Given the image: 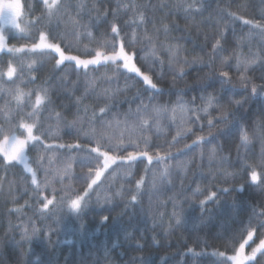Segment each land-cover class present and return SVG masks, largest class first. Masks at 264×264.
I'll return each instance as SVG.
<instances>
[{"label":"trees","instance_id":"trees-1","mask_svg":"<svg viewBox=\"0 0 264 264\" xmlns=\"http://www.w3.org/2000/svg\"><path fill=\"white\" fill-rule=\"evenodd\" d=\"M71 2L74 4L77 0ZM91 2L93 0H89V3ZM138 2L151 5L168 4L169 7L163 11L157 7L155 11L148 12L152 18V22L146 25L149 33L155 34L153 23L156 28H161V25L165 24L169 28L167 40L180 45L182 60L184 58L190 62L194 59L203 60V63L184 65L186 75L182 79H176L173 87V74L180 65L170 66L167 55H162L164 60L162 68L157 61L151 73L161 90L159 93L148 89L135 74L120 70L114 75L112 65L95 68L90 66L88 70H84L76 69L74 62L66 61L56 68L55 61L58 56L50 50L0 53V71H6L9 61L18 70L12 81L6 76L0 80V88L4 89L0 92V108L8 105L7 110H10L12 122L15 124L20 117H25V113L31 108L27 102L28 98L25 97L23 108L18 110L8 90L14 93L19 86L25 92L31 91L34 101L35 91L48 88L51 103L41 112L43 123L40 131L44 132L42 140L53 145L47 151L42 144L38 149H29L30 160L37 169V179L41 185L38 191L34 190L30 174L24 171L22 164L13 162L5 168L3 158L0 156V178H3L0 187V264H220L224 258L213 253L224 252L226 256L232 255L231 238L248 224L250 218L252 226L257 227L254 242H249L251 247H255L264 235V229L258 227L259 223L264 222V216L258 215L264 209V185L252 184L249 177L251 170L249 166H254L258 172H264L262 155L264 142L260 138H254L251 144L238 148L240 129H247L251 136L254 124L264 120V116H261L264 96H251L252 84L262 83L259 79L261 70L257 66L255 71L247 73L251 82L246 90L239 82L235 59L237 54L248 57L250 52L264 55V35L229 15L234 13L244 19L264 24V0H138ZM180 3L185 5L194 3L195 8H199L200 11L177 10L175 5ZM23 5L24 15L19 20L27 33L19 30H16V33L9 31L10 46L30 47L38 41L39 32L44 31L49 34L51 40L56 37L53 42H59L66 54L86 59L94 54L92 49L98 47L105 38L106 25L103 23L91 28L92 37L81 34L79 38L70 34V25L64 22L57 24L53 20L49 24L45 19L34 26L29 25L30 19L41 15L42 4L40 0H24ZM99 6L101 9L114 7L115 3L113 0L110 5ZM126 19L127 16H122L121 23ZM125 31L130 32L131 27L125 28ZM222 31L224 39L221 43L224 50L218 51L215 58L209 62L211 46L215 39L220 38L219 34ZM58 34H64L65 38L61 40ZM159 36L160 40H165L163 30ZM147 46L145 42L136 48L137 63L142 71H147L149 66L139 59L149 53ZM224 58H229L227 65L221 64ZM148 60L151 63L153 58L149 56ZM32 61H35V64L30 69L28 65ZM221 70L229 71L232 83L221 85L218 79ZM106 74L114 77L111 82L103 79ZM32 77H35V80H32ZM203 77H208L212 86L205 92L193 91L191 86ZM88 80H96V87L89 89L88 95L83 98L80 105H77L76 98L83 96ZM73 82H77L75 88ZM126 85V92H121L114 99L107 101L113 107L105 117L106 120L113 117L123 120L129 109L134 112L141 101L145 104L170 107L178 99L188 102L193 96H197L196 104L200 105V95L214 94L218 103L209 109V116L201 113L198 122L186 125L192 130L182 133L176 142H173V137L179 130V116L175 122L167 115L163 116L159 121V130L150 121L153 126L142 134H134L132 139L137 140V137L142 135L148 143L145 145L143 140H139V150H146L153 156L157 152L162 155L171 153L172 158L163 163L153 160L151 165L146 159H141L130 169L123 165L113 166L115 171L110 169L99 186H94L88 198L87 208L79 215L69 213L66 205L61 203V198L67 199L68 196L74 198L75 195L81 194L86 187L85 178L89 167L94 169L96 165V161L88 158L87 153V149L96 146L95 143L84 142L85 135L81 132L80 124L72 125L70 122L76 116L78 107L81 108L82 115L83 106H89L91 114L93 108H98L106 102L103 97L97 99V94L102 88L124 89ZM245 97H248L247 102L238 112L237 120L227 128L214 119L224 109L235 110L229 101L234 102ZM56 112L61 113L63 117L59 125L55 117ZM209 118H213L212 127L208 125ZM25 119L27 120L26 117ZM134 119L129 117L130 121ZM0 123L4 124L5 128L10 127L2 116ZM94 126L99 129L98 122ZM83 128L85 132L88 131L89 124ZM219 129H225L228 135L220 136ZM121 130L113 129L109 135L118 136ZM127 135L125 133L126 151L120 152V155L137 151L129 144ZM198 136L205 137L203 144L193 145L191 149L184 147L186 144H192ZM115 142L114 140L113 143ZM77 143L81 148L67 147ZM58 144L65 147L60 148ZM214 147L217 148L219 155L226 159H217L209 163L208 152ZM41 154L57 155L58 159L54 158L53 167L58 169V166H61L58 170H62L70 163L71 169L67 178L65 176L61 181L58 175L53 178L51 172L46 177L44 169L35 163ZM94 156L93 153L92 157ZM44 163L47 165V160ZM166 165L170 169L168 180L152 188L150 183L152 174L158 175ZM146 167L149 171L138 202L130 204V195L135 191L136 181L145 175ZM46 181L49 182L48 187H44ZM241 187L243 191L239 190ZM197 188L199 192L196 191ZM224 188L229 191L224 192ZM210 191L216 192V198L202 207L200 201L205 199ZM43 196L50 199L55 196L56 199L55 205L50 206V210L42 214L40 208ZM17 208L20 209L19 212L14 211ZM174 211L182 220L179 225L172 215ZM103 216L109 217L107 223H101ZM19 225H27L29 233L35 226L39 232L30 241L22 240ZM251 247L246 246L245 251L250 252Z\"/></svg>","mask_w":264,"mask_h":264},{"label":"snow or ice","instance_id":"snow-or-ice-1","mask_svg":"<svg viewBox=\"0 0 264 264\" xmlns=\"http://www.w3.org/2000/svg\"><path fill=\"white\" fill-rule=\"evenodd\" d=\"M113 0H93L89 3V0H77L76 3H72L71 0H40L42 4L41 15L35 16L29 20V25L39 24L42 20H47L49 24L55 20L57 24L64 22L70 25V34L79 38L81 34H86L88 37H92L93 33L91 28L97 24L103 23L106 25L105 38L99 43L98 47L92 49V54L90 58H81L80 56L68 55L65 50L61 47L59 42H53L49 40V34L40 31L39 40L33 43L30 47L27 45H21L19 47L15 45L9 46L7 44L6 38L3 35L4 26H11L12 28L18 29L21 32L26 31L25 27H21L18 20L24 15V5L21 0H0V51H7L11 54L28 52H37L38 50L43 52L44 50H50L57 54L58 58L55 61V67L59 68L65 62H74L76 69L83 68L88 70L90 66L93 68L97 66L112 65L115 72L119 73L120 70H124L125 73L135 74L139 77L144 85H147L148 89L155 90L159 93L161 90L158 88V84L154 81L153 75V65L158 61L163 66L164 60L162 55H167L169 60V65L179 64L180 67L173 74V87L175 86L176 79H182L185 75L184 65H190L195 63H203L202 59H194L193 61H188L186 58L181 59V47L178 43H172L167 40V34L169 28L167 25L162 24L161 28H156L155 23H153V28L155 34H150L146 25L152 22V18L148 15L150 10L155 11L157 7L159 10L163 11L164 8L169 7L168 4L161 3L159 5H151L150 3H140L138 0H114V7H104L101 9L100 4L110 5ZM177 10L183 9L185 12L196 11L199 12V8H195V4H177L175 5ZM234 19H239L245 25H250L253 29L259 30L261 35H264V24L251 20L244 19L243 17L236 16L234 13H229ZM122 16H127L128 19L123 20L121 23ZM110 17V18H109ZM131 27L130 32H126L125 28ZM163 30L165 35V40H160L159 33ZM59 38L63 40L65 38L64 34H58ZM220 38L215 39L211 48L212 51L209 54V62H211L218 51H223V45L221 40L224 39V32H220ZM147 42L149 47V53L145 56L139 57L141 61L148 64L147 71H142L141 67L137 63V45H142ZM226 42V41H225ZM151 56L153 60L149 63L148 57ZM236 70L239 73V82L243 88L247 90L248 84L251 82L247 73L249 71H255L256 67L259 66L261 74L259 79L262 81L260 85L252 84L251 86V96L256 97L257 95L264 96V55L260 53H251L248 57L242 55H236ZM229 58H224L221 60L222 65H227ZM35 61H32L28 67L31 69ZM22 68V66H21ZM17 67L9 61L6 71H0V80L5 76L9 81H12L15 76H17ZM113 76H108L107 74L103 77L104 80L111 82ZM218 79L221 85L232 83V77L229 71L221 70L218 73ZM35 80V77H32ZM77 82H73V88L76 87ZM96 80H88L86 82L85 91L83 96L76 98V104L80 105L81 101L85 96L88 95L89 89H94L96 87ZM212 84L209 82L208 77L199 78L198 82L191 86L193 91L205 92ZM147 90V89H146ZM4 89L0 88V92ZM9 94L12 95V99L16 103V108L18 110L22 109L25 104V97H27L28 105L31 110L25 113L27 120L32 122H27L25 117H20L15 124L12 122V117L8 105L5 104L3 108H0V116L3 120L10 125V127L5 128L4 124L0 123V156H2L3 166L7 168L12 165L13 162L17 164H22L24 166V171L30 174L31 184L34 190L38 191L41 188L40 183L37 179V169H34L29 164V157L27 155L29 146L35 147L36 144H42L45 151L51 149L53 145L44 144L42 136L44 132L40 131V120L42 110L51 103V97L48 88H42L35 91V99L32 100L33 92H25L19 86L16 87L15 92L12 93L8 90ZM127 91V85L124 89L119 87L116 88H102L100 93L97 94V99L103 97L105 103L98 108H93L91 114H89V106H83V114L81 115V108H77V114L74 119L70 122L72 125L82 124L85 120L89 124V130L85 135L90 141L95 143V147L87 149L88 158L94 159L96 161L95 168L89 167L88 174L86 176V187L81 194L75 195V197L68 196L67 199L61 198V203L65 204L69 213H75L79 215L88 206V198L90 193L94 190V186H99L101 178L108 172L109 169H113V166H127L129 169L135 164L136 161L141 159H146L148 164L151 165L153 160L157 163H163L166 160L172 158L171 153L161 154L157 152L155 156L150 155L146 150H139L140 144L139 140H143L145 145H147L148 140L142 135L137 137V140H133L132 136L136 133H143L147 131L153 124L159 130V121L163 116H168L172 122H175L177 116L180 119L179 130L177 135L173 137V142L177 141V138L181 136L182 133L190 132L191 127H186V125L194 124L201 119V113L205 116H209V109L217 105L218 99L214 94H209L207 96L200 95L199 99L201 101L200 105L196 104L197 96H193L191 101L185 102L182 100H177L172 106L165 105H155V104H145L143 101L137 106L133 112L131 108L128 113L124 115L123 120H119L113 117L111 120H106L105 117L111 111L113 105L108 103V100L114 99L121 92ZM137 96H139V90L137 91ZM248 97L244 99L229 101L230 104L234 105L235 110L224 109L220 112L219 116L214 119L225 125V128L233 121L237 120V114L240 109L243 108L244 104L247 102ZM151 100V98H150ZM134 117L135 119L130 121L129 117ZM261 116H264V108L261 109ZM55 117L57 120V125L63 120L61 113L56 112ZM99 123V129L94 125ZM208 125L210 127L214 126L213 118L208 119ZM113 129H122L118 136L109 135ZM39 132L40 134H35ZM220 136H227L228 132L225 129H219ZM19 133V134H18ZM125 133H127V139L130 145H133L137 151L127 152L126 155H120L122 151H126L124 146ZM254 138H260L264 142V120L259 124H254L252 128V135L245 128H241L239 132L240 146H247L252 143ZM116 141L113 143V141ZM205 142V137L198 136L192 144H186L184 147L186 149H191L193 145L203 144ZM58 147L63 148L65 145L61 144ZM67 147L81 148V145L77 143L76 145H68ZM95 154L92 157V154ZM262 155H264V143H262ZM203 159V154H201ZM226 159L219 155L217 148H212L208 152V160L211 163L214 160ZM45 156L38 155L35 163L39 168H43L45 171V176L52 173L53 178L57 175L60 177L61 181L65 176L69 174L71 169V164L65 165L62 170L55 169L53 167L54 157H47V165L44 163ZM186 167V166H182ZM250 181L254 185H264V172H258L254 166H249ZM115 171V169H113ZM149 169L145 168V175H142L135 184V191L130 195V204H136L138 202L139 196L141 195V188L145 184L147 179V173ZM130 174V173H129ZM226 175H231V173H225ZM170 175L169 166H165L157 175L152 174L150 183L152 188H156L157 184L164 183L168 180ZM3 178H0V187H2ZM48 181L45 182L44 187L48 186ZM243 191V187L239 189ZM199 192V188L196 190ZM224 192H228L229 189L224 188ZM42 195V194H41ZM216 192L210 191L205 199L200 201L203 207L209 201L215 200ZM67 196V193H66ZM55 196L51 199L47 196H43L40 211L43 214L50 210V206L55 205ZM100 197H97V202H99ZM14 211L19 212L20 209H14ZM173 217L177 225L182 223L179 215L174 211ZM259 216H264V209L259 213ZM114 220L116 218H113ZM109 220L108 216H103L101 223H107ZM21 227V239L31 240L37 235L39 229L32 227L31 233H29L27 225H19ZM259 228L264 229V222L259 223ZM257 227L252 226L251 218L248 224L242 228L238 233L234 234L231 238V246L233 248V254L226 256L224 252H215L213 255L224 258L220 264H264V235L259 239V243L255 247H251L250 241H253V237L256 235ZM246 233V236H245ZM45 235H50V233H45ZM254 242V241H253ZM238 244V246H237ZM246 246L251 247L250 252H246ZM191 251V249H190ZM259 258V259H258Z\"/></svg>","mask_w":264,"mask_h":264},{"label":"rangeland","instance_id":"rangeland-1","mask_svg":"<svg viewBox=\"0 0 264 264\" xmlns=\"http://www.w3.org/2000/svg\"><path fill=\"white\" fill-rule=\"evenodd\" d=\"M21 3L23 4L24 3V0H21ZM21 21L20 20H18V23H20ZM16 30H18V29H15V28H12L11 26H4V30H3V35L5 36V38H6V41H7V44L9 45V37H8V32L10 31V32H13V31H15V33H16ZM26 31H24V33H25ZM27 33V32H26ZM11 34V33H10ZM38 40H39V38H38ZM49 40H51V38L49 37ZM38 42V41H37ZM10 46V45H9ZM18 47V46H17ZM148 47V46H147ZM2 52H4V51H0V53H2ZM32 63V62H31ZM30 63V64H31ZM3 70V69H2ZM39 120H40V127L42 128V123H43V119H42V117H40L39 118ZM87 121L85 120L82 124H80V128H81V132L83 133V135H85V133L87 132H85V130H84V126H87ZM34 133H35V130H34ZM66 133H68L67 131H66ZM19 134V133H18ZM36 134V133H35ZM85 141H90L89 140V138L85 135V137H84V142ZM44 142V144H47L46 143V141H43ZM92 144V143H91ZM39 145H41V144H36V146L35 147H33V146H29V149L30 148H34V149H38V147H39ZM58 145H60V144H58ZM29 149H28V152H27V155H28V157H29V164H30V166L31 167H33L34 169H36L34 166H33V164H32V162H31V160H30V156H29ZM57 151H59V150H57ZM56 154H57V152H56ZM52 157H54L55 159H58V157H57V155H51ZM47 155H45V160H47ZM55 162V161H54ZM55 164V163H54ZM58 169H61V166L59 167L58 166ZM63 169V168H62ZM110 170V169H109ZM108 170V171H109ZM107 173V172H106ZM106 173H105V175H106ZM104 175V176H105ZM68 176V175H67ZM67 176H66V178H67ZM104 176L101 178V181H102V179L104 178ZM48 187V186H47Z\"/></svg>","mask_w":264,"mask_h":264}]
</instances>
